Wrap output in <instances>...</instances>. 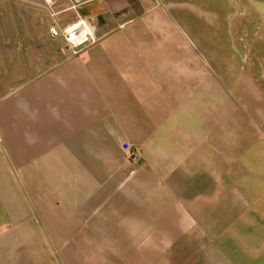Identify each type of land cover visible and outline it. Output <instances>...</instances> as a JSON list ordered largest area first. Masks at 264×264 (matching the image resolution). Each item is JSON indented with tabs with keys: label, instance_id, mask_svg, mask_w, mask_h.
Returning <instances> with one entry per match:
<instances>
[{
	"label": "crops",
	"instance_id": "0c3cea01",
	"mask_svg": "<svg viewBox=\"0 0 264 264\" xmlns=\"http://www.w3.org/2000/svg\"><path fill=\"white\" fill-rule=\"evenodd\" d=\"M166 7L0 0V264H264V188L157 159L191 67Z\"/></svg>",
	"mask_w": 264,
	"mask_h": 264
},
{
	"label": "rangeland",
	"instance_id": "374dc122",
	"mask_svg": "<svg viewBox=\"0 0 264 264\" xmlns=\"http://www.w3.org/2000/svg\"><path fill=\"white\" fill-rule=\"evenodd\" d=\"M166 4L174 34L182 37L175 57L189 47L191 67L190 76L182 78V107L175 103L169 111L175 124L184 117L183 123L155 142L162 153L158 161L181 165L189 158L197 165L204 157L199 148H217L218 157L205 158L221 164L222 178L227 174L247 185L252 177L254 188H264V0Z\"/></svg>",
	"mask_w": 264,
	"mask_h": 264
},
{
	"label": "built area",
	"instance_id": "2783aa9c",
	"mask_svg": "<svg viewBox=\"0 0 264 264\" xmlns=\"http://www.w3.org/2000/svg\"><path fill=\"white\" fill-rule=\"evenodd\" d=\"M50 34L52 36L62 35L65 40L71 44H74L76 42V38L79 37L77 29L65 28L60 32L55 26L50 28ZM122 147L128 151V156L132 161H137L139 159L138 153L132 149L127 142H123Z\"/></svg>",
	"mask_w": 264,
	"mask_h": 264
}]
</instances>
